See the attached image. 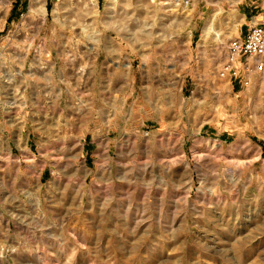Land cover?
Returning <instances> with one entry per match:
<instances>
[{"label": "rangeland", "instance_id": "obj_1", "mask_svg": "<svg viewBox=\"0 0 264 264\" xmlns=\"http://www.w3.org/2000/svg\"><path fill=\"white\" fill-rule=\"evenodd\" d=\"M261 2L0 0V264H264Z\"/></svg>", "mask_w": 264, "mask_h": 264}, {"label": "built area", "instance_id": "obj_2", "mask_svg": "<svg viewBox=\"0 0 264 264\" xmlns=\"http://www.w3.org/2000/svg\"><path fill=\"white\" fill-rule=\"evenodd\" d=\"M258 57H264V25L261 24L250 27L245 37L234 38L229 41L228 57L219 70V76L238 80L241 78L238 62H243L245 72L247 73L251 69L248 59ZM243 83H249L247 77Z\"/></svg>", "mask_w": 264, "mask_h": 264}, {"label": "bare ground", "instance_id": "obj_3", "mask_svg": "<svg viewBox=\"0 0 264 264\" xmlns=\"http://www.w3.org/2000/svg\"><path fill=\"white\" fill-rule=\"evenodd\" d=\"M35 3L33 4V8L36 12H41L44 13L45 12V7L44 5L41 4V0H34Z\"/></svg>", "mask_w": 264, "mask_h": 264}, {"label": "crops", "instance_id": "obj_4", "mask_svg": "<svg viewBox=\"0 0 264 264\" xmlns=\"http://www.w3.org/2000/svg\"><path fill=\"white\" fill-rule=\"evenodd\" d=\"M255 3V2H254ZM262 3V8H264V0H263V2H261ZM257 24H261V25H264V19H257V22H256ZM248 32V31H247ZM246 32V33H247ZM246 35V34H245ZM245 35H243V36H239V37H236V38H243V37H245Z\"/></svg>", "mask_w": 264, "mask_h": 264}]
</instances>
